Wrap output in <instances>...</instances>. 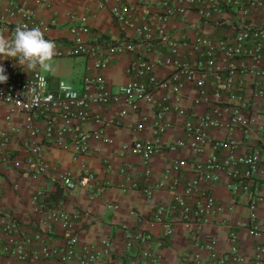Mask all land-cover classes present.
I'll use <instances>...</instances> for the list:
<instances>
[{"label": "crops", "instance_id": "obj_1", "mask_svg": "<svg viewBox=\"0 0 264 264\" xmlns=\"http://www.w3.org/2000/svg\"><path fill=\"white\" fill-rule=\"evenodd\" d=\"M36 1L0 0V37L10 39L20 20L8 16L7 10L25 2L42 22L45 39L55 43V54L47 68L31 70L15 58L0 57L8 79L11 72L22 78L38 72L50 90L62 84L83 95V80L88 77L103 80L106 88L115 92L139 80L130 72L139 57L153 64L157 79H168L174 68L159 64L165 56L187 64L193 74L189 80L181 77L178 95L159 90L152 101L137 102L136 109L121 98L115 103L90 106L92 116L84 121L75 117L64 120L55 113L54 130L64 131L58 145L44 138L45 115L30 116L17 106L0 103V214L17 222L20 235L32 238L40 234L51 248L64 247L68 233L75 234L81 246L110 239L111 256L96 264H264V141L260 138L264 99L253 96L256 84L264 92V77L257 74L264 65V53L261 62H254L244 57L225 59L215 51L211 61L214 66H232L233 85L229 88L215 81L197 41L201 38L232 43L241 14L227 9L207 22L195 9L167 17L160 0H47L48 6ZM262 1L261 6L250 7L244 18L247 24L260 29H264ZM121 5L128 7L127 26L113 14ZM161 28L163 36L158 33ZM77 36L94 49L93 55H65ZM169 42L176 49L172 56ZM124 44H133L134 51H126ZM245 46L252 47V42ZM104 60L108 63L101 69L98 64ZM13 61L9 70L7 66ZM198 81L202 86H197ZM96 89L94 84L87 92L94 94ZM202 89L205 96L201 97ZM235 109L250 119L247 127L231 128ZM79 111L74 109L73 113ZM95 117L100 120L97 122ZM82 144L84 153L79 150ZM137 145L152 149L148 165L135 151ZM36 149L50 169L34 176L27 162L35 157ZM211 157L220 166L213 170L208 184L214 210L197 230L179 222L178 212L173 210L174 198L195 178V167H206ZM230 157H256L255 171L246 175L248 166L239 163L224 167ZM83 169L95 178L91 190L68 192L59 185L57 172L81 178ZM167 169L171 170L164 179ZM100 187L104 189L97 193ZM253 196L258 199L255 236L246 226ZM190 202L203 204L197 196ZM159 208L164 210L162 222L156 223L153 217ZM52 210L75 216L69 231L48 221ZM165 225L170 227L169 233ZM136 232L151 236V259L142 257V248L125 249L128 235ZM229 233L235 235L234 240ZM210 241L215 242L221 263L213 261L205 248ZM38 249L35 243L26 247L24 260L0 253V264H61L28 256Z\"/></svg>", "mask_w": 264, "mask_h": 264}, {"label": "built area", "instance_id": "obj_2", "mask_svg": "<svg viewBox=\"0 0 264 264\" xmlns=\"http://www.w3.org/2000/svg\"><path fill=\"white\" fill-rule=\"evenodd\" d=\"M160 2L167 17H173L176 12L183 13L187 9L198 10L200 17L207 22L214 20L216 15L223 13L227 9H236L241 14L242 21L232 43L225 41L215 43L201 38L197 40L203 49L202 56L205 58L206 65L212 69L213 78L217 83H223L230 88L233 85L234 73L230 65H213L211 61L215 51L220 52L225 59L244 57L254 62H261V57L264 53V29L252 27L245 22L244 18L248 16L250 7L261 6L262 0H248L246 4L242 0H160ZM35 3L48 6L47 0H38ZM127 11L128 7L124 5L113 10L115 19L125 26L129 24L126 16ZM7 15L20 19L17 26L39 27L42 30V22L37 19L35 12L25 2L20 3L12 10H7ZM81 22L85 23V20L82 19ZM158 33L159 36H163L164 29L161 28ZM249 42H252V47L247 48L245 45ZM123 47L128 52H133L135 48L133 44H124ZM168 47L169 54L171 56L174 55L176 53L174 43L169 42ZM120 48L122 47H118V49ZM94 53V49L86 45L77 36L74 39L73 47L65 55L89 57ZM57 55L62 56L63 54L57 53ZM14 63L13 61L7 66L9 70H12ZM107 63L104 60L98 66L101 69H105ZM159 64L174 68V72L168 79H157L154 74L153 64L139 57L130 67V72L139 80L120 86L113 92L109 88H106L103 80L93 81L87 77L83 80L85 91L83 95L77 94L70 87L62 84H59L56 90H50L47 80L38 72H34L29 78H22L15 72H11V77L7 82L0 84V103L17 106L21 111L30 116L45 115L47 125L44 129V138L58 145L64 137V131L62 129L54 130L55 113H59L64 120L75 117L76 120L84 121L92 116L88 110L92 105L111 104L124 98L129 104H132L133 109H136L137 102L152 101L153 94L156 91L161 90L178 95L182 87L180 82L181 77H186L188 80L191 79L192 70L187 64L172 60L170 56L163 57ZM223 72H226V75H223ZM257 74L262 78L264 77V65L257 70ZM94 84H96L97 89L94 94H89L87 92L89 86H93ZM197 86H202V82L198 81ZM256 86L253 96L264 99V92L259 89L257 84ZM199 93L201 97L205 96L204 89ZM215 97L219 99L220 93L216 91ZM74 109H80V111L74 114ZM163 110L166 109L164 108ZM95 120L98 122L100 119L99 117H95ZM249 123L250 119L242 115L239 110L235 109L232 111L230 118L231 128L247 127ZM31 134L33 135L32 132ZM260 138L264 141V130L260 131ZM79 150L83 153L86 152L83 144L79 147ZM135 151L142 154L144 164L148 165L153 154L152 149H142L140 145H137ZM34 153L35 157L29 159L27 162L28 167H30L34 176L45 174L50 169L49 165L42 160L41 154L37 149ZM237 163L248 166L249 171L246 175H250L256 169V157H230L224 162L223 166L227 167ZM219 167L214 157H211V161L206 167L201 165L195 167V178L183 188L182 193L176 194L174 198L175 204L173 210L178 212L177 218L179 222L192 225L197 230L207 223L208 217L212 215L214 210L213 198L209 193L208 184L213 179V170H217ZM170 170L167 169L164 172V179L169 175ZM146 173L148 174V171ZM57 179L59 185L68 192L76 189L91 190L95 185V178L87 169H83V176L81 178L73 176L70 172L63 171L57 172ZM103 189V187H100L97 193H101ZM146 194L148 196L149 192ZM93 195H96V193ZM195 196L202 199L203 204H191L190 201ZM257 203L258 199L253 196L248 205L249 219L246 226L249 233L253 236L258 234ZM163 211L162 208H159L154 214L153 218L156 223L162 222ZM74 217V215L68 213L52 210L49 212L47 219L52 223L59 224L63 230L69 231ZM165 229L167 233L170 232L168 225H165ZM229 237L232 240L235 239L233 233H229ZM151 240V236L147 233L136 232L130 234L127 237L125 249L129 251L134 247L137 249L142 248V257L149 260L153 256V252L150 250ZM33 243L37 244L39 249L38 251L31 252L28 256L33 258L41 257L46 261L54 260L61 264H96L100 260L110 257L112 254L110 239L106 238L95 244L81 246L77 236L72 233H68L64 247L60 249L51 248L45 243L44 238L40 234H36L32 238L20 235L17 222L6 215L0 214V253L2 255L24 260L27 257L25 248ZM205 248L211 252V259L213 261L221 263V258L215 253L214 241H210ZM141 264L145 263L141 262Z\"/></svg>", "mask_w": 264, "mask_h": 264}, {"label": "clouds", "instance_id": "obj_3", "mask_svg": "<svg viewBox=\"0 0 264 264\" xmlns=\"http://www.w3.org/2000/svg\"><path fill=\"white\" fill-rule=\"evenodd\" d=\"M55 54V43L45 39L39 27L17 26L9 39L0 37V57L15 58L29 70L35 67L47 68ZM3 60V59H0ZM8 75L0 65V84L6 83Z\"/></svg>", "mask_w": 264, "mask_h": 264}]
</instances>
